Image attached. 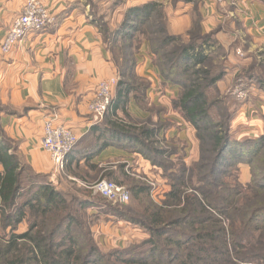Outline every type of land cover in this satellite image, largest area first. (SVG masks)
<instances>
[{
    "label": "trees",
    "instance_id": "trees-1",
    "mask_svg": "<svg viewBox=\"0 0 264 264\" xmlns=\"http://www.w3.org/2000/svg\"><path fill=\"white\" fill-rule=\"evenodd\" d=\"M98 24L104 41L106 44L110 43L108 49L116 54L119 50L120 56L115 54V62L118 63L123 55L125 62L119 63L120 74L123 77L118 80L112 104L104 119L96 123L91 131L92 134H96V138L93 140V149L89 155H95L107 146H117L129 152H136L154 164L159 163V157H169V159L172 157V151L159 146V133L164 123L160 126L151 125V123L138 125L117 114L118 110L124 111L126 117L131 119L127 104L131 99V92L137 90V87L127 76L134 73L136 55L133 52V41L140 35L144 36L138 39L140 44L144 40L149 41L155 56L154 63L160 69L166 83L180 86V94L173 100V105L196 129L200 142L201 155L195 166L188 168L182 165L179 170H173L170 173L174 181L168 196L176 199L178 203L184 201L185 205L171 211H166L161 207L159 211L149 214L151 225L147 224L151 232L156 237L166 235L167 243L173 244V247L166 251V255L157 253L159 242L152 239L150 241L152 248L147 253L149 257L141 262L161 263L165 258L163 256L172 255L171 258L174 260L179 258V264H196L209 260V258L214 260V257L210 255L212 253H228L229 245L243 246L241 241H237L239 238L245 237L252 227H264V205L251 207V209H231L235 202L234 196L242 185L238 182L233 186L225 181V177L233 174L231 169L245 163L252 171L249 184L254 183L255 189H264V165L260 173H256L258 169L255 167L256 162L264 153V134L244 139L234 138L231 134L233 113L230 108L224 99H210V90L216 87L225 76V70L221 69L216 74V68L209 65L217 45L213 37L218 30L203 33L199 23L195 22L187 38L183 35L172 34L168 28L163 5L156 1L129 8L116 29H110L102 22ZM253 78L250 76L249 80ZM258 83L264 90V81L260 80ZM135 96L137 95H133L134 98ZM219 106L224 109L221 119L213 116L212 111L213 108ZM1 111L0 107V113ZM78 146L79 141L75 148L77 149ZM0 165L2 166L0 172V241L4 237L2 230L9 227L16 228L25 218L40 219L39 222H33L30 229L24 233H10L7 247L0 250V260L4 264H81L79 256L73 257L77 240L71 232L81 224L79 213L87 208H102V199L96 201L75 195L68 199L62 190L47 180L45 181L47 174L36 172L32 168L18 151V142L6 134L1 123ZM195 169L199 171L201 184L192 185L198 195H189L185 192V188L188 187L185 174ZM106 173L112 174L111 171ZM125 176L130 179L131 175L127 173ZM27 180H30V184L26 186ZM133 188L136 189L137 194L148 190L144 184L134 185ZM103 198L104 201L107 200ZM207 205L233 221L241 218L240 232L232 229L229 232L222 219L210 213L204 216L209 210ZM108 206L114 212L125 214L119 206ZM164 212H167L166 215ZM134 220L139 222L137 218ZM206 222H212L218 227L214 230L197 227L195 235L177 228L183 223L195 226L205 225ZM164 223H167V226L160 227ZM170 231H173L176 237H170L171 234L167 233ZM231 233L234 235L232 243L227 237ZM55 236L71 239V245L57 252ZM205 240H219V243L208 244ZM21 241L23 246L19 245ZM186 246L195 248L193 251L187 250L186 256H181L176 249ZM93 254L94 249L91 248L86 256L88 258ZM89 262L87 259L83 261V264H89ZM132 262L138 261L131 259L130 263Z\"/></svg>",
    "mask_w": 264,
    "mask_h": 264
},
{
    "label": "crops",
    "instance_id": "crops-1",
    "mask_svg": "<svg viewBox=\"0 0 264 264\" xmlns=\"http://www.w3.org/2000/svg\"><path fill=\"white\" fill-rule=\"evenodd\" d=\"M25 1L0 0V44L22 12ZM41 1L56 14V23L31 33L11 53L0 52V123L6 134L18 142V151L25 160L40 173L52 167L49 153L42 148L44 123L49 118L72 128L79 136V146L67 159L71 177L74 175L71 171L77 167L88 168L90 164L100 170L119 156L126 157L128 162L137 159L140 169L150 166L142 155L117 146H107L95 155H89L96 138L91 131L98 123L89 111V102L101 81L120 78L98 19L104 18L112 29H116L129 8L156 1L163 5L172 34L187 38L189 30L198 22L203 33L214 30L230 35L245 33L251 34L254 41H264V0ZM251 47L262 50L259 43H252ZM154 58L149 41L144 40L136 54L134 69L139 76L151 81L147 94L159 96L153 102L156 105L160 102L158 106L167 112L165 116L157 115L156 119H170L176 123L160 133L189 139L192 146H197L196 129L173 105V100L180 94V86L166 83ZM115 89L116 86L114 93ZM127 111L141 117L149 116L133 98L128 102ZM120 112L118 110L117 114ZM77 177L82 181L87 178Z\"/></svg>",
    "mask_w": 264,
    "mask_h": 264
},
{
    "label": "rangeland",
    "instance_id": "rangeland-1",
    "mask_svg": "<svg viewBox=\"0 0 264 264\" xmlns=\"http://www.w3.org/2000/svg\"><path fill=\"white\" fill-rule=\"evenodd\" d=\"M98 20V22L105 23L110 29L113 28L104 18ZM232 34H234V36H232ZM232 34H221L217 31L213 37V39L217 41V45L209 65L216 68V74L219 73L221 69L225 70V76L223 80L217 84V88L214 87L210 90L209 96L210 99H224L226 105L233 113L231 134L234 138L244 139L258 137L264 134V99L262 98L264 90L260 88L258 83L260 80L264 81V41H254V37H252L251 34ZM143 37L140 35L138 39ZM138 39H134L133 41V52L135 55L138 54L140 50V41ZM252 43H259L262 50L251 47ZM107 47H110L109 42H107ZM118 52L119 50H117V54L110 51L113 58L119 55ZM124 62L125 58L123 55V58L120 57L119 62L115 63L119 65V63L123 64ZM118 65L119 75L123 77L122 74H120V65ZM131 75H133V77ZM131 75L127 77L137 87V90L131 92V99L133 98L140 108L147 111L149 116L141 117L130 113V119L126 117L124 111H121L120 117L138 125L151 123V125L160 126L164 123L161 131L165 132L174 127L176 123L170 119H164V121L156 119L158 118L157 115L161 114L165 116L167 112L161 106H158L161 105L160 102H158V105L153 102V99L159 96L153 94L149 96L147 94V90L150 91L151 89V81L143 76H139L135 69L134 73H131ZM250 76L254 77L253 80H249ZM241 87L244 89L245 96H238L237 89ZM133 95H137L135 96L136 98H134ZM223 110L222 106L213 108V116L221 119ZM159 139V146L172 151V157L171 159H169V157H159L158 164H154L152 161L143 157L150 163L148 168L143 166L140 169L137 167V159H128L130 162L129 164V162L125 160L126 157L119 156L106 163L104 168L100 170L94 168L90 164L88 168L77 167L71 171L74 174L72 175L73 177L68 175V170L65 169V171L59 174L56 173L57 180L55 183L50 181L51 175L55 172L52 160L51 169L47 172H43L47 174L45 181L47 180L56 188L62 190L68 199H71L72 195L81 198H90L96 201L102 199V208H87L79 213L81 224L77 229L75 228V230L71 232L77 240L75 245L76 251L73 257L79 256L81 264L87 259L90 261L89 264H179V258L174 260L171 258L172 255L169 257L163 256L165 258L161 263H143L141 260H146L149 257L147 253L149 249L152 248L150 243L152 239H156L159 242V246L156 250L157 253L160 252L166 255V251L173 247V244L167 243L166 235L156 237V235L151 232L148 226V224L151 225L149 214L159 211L161 207L165 208L166 211H171L185 205L184 201L178 203L176 199L168 196L174 181L170 173L173 170H179L182 165H186L188 168L195 166L201 155L200 142L197 132L196 140L199 142H197V146H192L191 140H182L178 136L172 138L166 136V134L163 136L159 133ZM130 153L134 154L136 152ZM263 160L264 153L256 162L255 167L258 169L256 173H260L262 165H264ZM1 171L2 166L0 165V172ZM107 171H111L112 174L108 175L106 173ZM127 173L131 175L130 179L125 176ZM231 173L233 174L227 178L225 177V181L233 186L238 182L242 185L239 187L238 193L234 196L235 202L231 209H251V207L254 208L264 205V189H255L254 183L249 184L252 179V171L248 164H239L236 168L231 169ZM80 175L84 178L87 177L86 180L82 181L81 178L77 177ZM199 176V171L196 169L194 171H188L185 174V180L188 184V187L185 188L187 194L198 195L192 185L201 184ZM104 178L117 181L127 187L131 195L130 200L123 204H115L107 200V202L104 201L105 199L89 186L99 179ZM26 183V186L29 185L30 180H27ZM137 184L146 185L148 190L142 194H137L136 189L133 188L134 185ZM86 189L92 192H88ZM108 205L119 206L125 211V214L114 212ZM207 207L209 210L205 212L204 216H208L210 213L216 218L222 219L224 226H226L229 232L231 229L240 232V227L242 225L241 218L233 221L216 212L212 207L208 205ZM166 213L167 212H164V215H166ZM36 218L37 217H31L29 220L25 218L16 228L12 229V227H9L2 230V235L4 237H2L0 241V250L7 247L10 240V233L14 232L16 234H21L26 232L30 229V225L33 224V222L40 221V219ZM135 218L139 219V222L134 220ZM165 225L167 226V223L161 224L160 227ZM254 225H256V223ZM197 227H205L206 229L214 230L218 226L212 222H206L205 225L198 224L195 226L183 223L177 226L179 230L186 231L191 235H195L198 229ZM252 228L247 231L248 233L245 234V237L237 240L241 241L243 246L235 247L229 245L228 253H212L210 255L214 257V260H210L211 258H209V260L200 261L196 264H264V227ZM167 233L171 234L170 237H176L173 231ZM227 237L230 238V242L232 243L234 235L231 233ZM55 238L57 242V252L63 251L71 245V239L61 238V236H55ZM205 242L208 244H218L219 240H205ZM22 243V241L19 242V245L23 246ZM186 247L176 250L179 251L181 256H186L187 250L193 251L195 248L194 246ZM91 248L94 249V254L91 256L89 255L87 258L86 255ZM131 259H135L138 262L130 263ZM0 264H4V262L0 260Z\"/></svg>",
    "mask_w": 264,
    "mask_h": 264
},
{
    "label": "built area",
    "instance_id": "built-area-1",
    "mask_svg": "<svg viewBox=\"0 0 264 264\" xmlns=\"http://www.w3.org/2000/svg\"><path fill=\"white\" fill-rule=\"evenodd\" d=\"M218 1L224 2L225 0ZM56 21V14L41 0H26L22 12L14 19L11 28L0 44V52L5 55L11 53L28 35L44 30L55 24ZM118 80L114 77L110 80L101 81L94 97L89 102V111L95 115L98 122L104 119L112 104L114 87ZM237 93L238 96H245L242 87L237 89ZM78 141L79 136L72 128L55 123V118H49L45 121L42 148L49 153L54 164L55 172L50 177L51 182H56V173L65 171L68 156ZM89 186L112 203L123 204L130 200L129 189L113 180L99 179Z\"/></svg>",
    "mask_w": 264,
    "mask_h": 264
}]
</instances>
